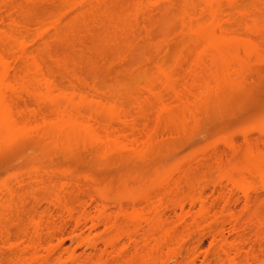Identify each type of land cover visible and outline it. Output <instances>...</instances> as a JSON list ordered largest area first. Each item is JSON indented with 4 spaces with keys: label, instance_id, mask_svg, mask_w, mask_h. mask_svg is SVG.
Here are the masks:
<instances>
[{
    "label": "bare ground",
    "instance_id": "1",
    "mask_svg": "<svg viewBox=\"0 0 264 264\" xmlns=\"http://www.w3.org/2000/svg\"><path fill=\"white\" fill-rule=\"evenodd\" d=\"M91 39L125 45L115 60L97 48L119 78L139 63L148 79L108 74L121 85L106 91L95 70L104 61L83 57ZM145 44L158 58L139 54ZM261 69L264 0H0V145L47 151L0 184V264H264V114L136 193L98 190L51 164L83 154L145 164Z\"/></svg>",
    "mask_w": 264,
    "mask_h": 264
},
{
    "label": "rangeland",
    "instance_id": "2",
    "mask_svg": "<svg viewBox=\"0 0 264 264\" xmlns=\"http://www.w3.org/2000/svg\"><path fill=\"white\" fill-rule=\"evenodd\" d=\"M49 12L50 13L52 12L51 9L48 10V12H46L47 13V17L51 16V14ZM54 12H52V13H54ZM56 12H58V11H56ZM162 38L163 37H161V40H162ZM175 41H176V38H175ZM175 41L170 42V45H172V46L171 47H168V48H171V51L176 47L175 46L172 49V47L175 44ZM96 42H97V40H96ZM96 42H95V44H96ZM106 42H104V40H103L102 41V43H104V45H103L101 43V40H100V43L102 44V46H101L102 48L101 47L98 48V47H95L96 45L92 44V39H91V42H89V43L87 42V44H90V46H93L95 48L92 47L93 48L92 49L88 45L86 47H84V49L86 48L87 51L86 50H83V52H87V53H84L85 55L83 57L86 58V56H87L86 54H88L90 56L89 59H92L93 58L92 60L93 61H96V63L98 61L103 62L104 61L103 60L104 58L101 57V54L103 55V53L100 50H103V49L108 50V49H110L112 47V45H111L110 48H107V45L109 46V44H111V43L110 42L109 43L107 42V44L105 46V43ZM113 44L115 46V45H118L119 43H117V44L116 43H113ZM121 44L122 45L119 44L117 46L118 48L115 46V48H116L115 50H113V47H112V50L114 51L113 53H112L111 49L108 50L109 53L111 51V54H109V55H110V57H112L113 60H115V58L117 57V56L114 57L117 54V53L114 54L115 51L117 52L118 49H119V47L125 46V45H123L122 42H121ZM124 44H126V43H124ZM146 45L147 44H145V46ZM150 45L151 44H148L146 47L144 46L143 51L140 50L139 51L140 52L139 54H141V52L146 51L145 48H147V50H148V52L150 54H152L153 56L155 54V56L157 57V53H156L157 52V48H153L154 45L152 47ZM148 46L151 47V48H149ZM87 47H89V48L87 49ZM97 48L100 49V50H97ZM124 48L126 49V47H124ZM94 49H96L98 51V54L99 53L100 54L98 55L97 52H95ZM121 50L119 49L120 52H122ZM77 51H79V50H77ZM77 51L76 52L74 51L73 53H77ZM119 51H118V53H119ZM164 51H165L164 54L167 57H168L167 54H169V57L167 58L168 60H169V58H172V59L175 58V52H173L174 54H171L172 52L166 53V51H168V50H164ZM103 52L106 53L107 51L105 52V50H104ZM123 53H124V51H123ZM77 54H80V51ZM150 54H148V57L147 58H150V56L152 57V55H150ZM162 54L160 56L161 60H163V58H162L163 56L166 57L164 54L163 55ZM82 55H81V57H82ZM106 55H108V54H106ZM106 55H103V56H106ZM112 55H114V56H112ZM144 55L147 56V53H144ZM77 56L80 57V55H77ZM136 56H139V55H136ZM142 56H143V54H142ZM142 56H141V60H142V58L143 59L145 58L144 56L143 57ZM155 56H154V58H156ZM95 57H96L97 60L95 59ZM185 57H188V54H185ZM85 58H83V59H85ZM135 58H137V57H135ZM101 59H102V61H101ZM116 59H118V58H116ZM167 59L166 60H163V61L164 62L165 61H168ZM172 59H170V61ZM87 60H88V57H87ZM178 60H181V59L178 58ZM143 61L146 62V60H143ZM84 62L85 63L87 62L86 59L84 60ZM145 62H143V63H145ZM92 63H88V64H92ZM172 63H173V60L171 61L170 64H172ZM174 63L177 64V61H175ZM179 63H180V61H179ZM98 64L99 65H97V66H102L103 64H105V61L103 62L102 65L99 62H98ZM138 64H136L134 66L135 68H133L132 70H130L128 72H127V70H124L126 72L123 73L120 78L118 77V75H116L115 70L111 69V67L110 68L109 67L106 68V64L103 65L104 67H97L96 66L95 70L96 69L98 71L101 70V72L99 71L100 74L103 73V77L105 75L104 79H103V77L100 76L103 80H105L103 82H102V80H101L100 77H98V78H99V80H101L100 83H105V84H102V85L104 86V88H105L106 91H108V89L109 90H116L117 86H119L121 84H125L126 85V83H127V85L128 84L130 85V83L133 80H135V81H133L135 83L131 84V86H135L137 82H142L143 83L144 80H147L148 79L147 77H149V75H148V72L149 71L146 73L147 69L144 68V66H143V68H141ZM93 65H94V63H93ZM168 65H169V63H168ZM172 65H170V66H172ZM178 65L177 66L175 65V66L178 67ZM114 66L116 68H118L116 65H114ZM115 67H114V69H115ZM173 68H171V69H173ZM91 69H93V68H91ZM108 69L109 70L111 69L113 72L112 71H108ZM119 69H120V72H122L121 71L122 69L121 68H119ZM93 70H92V72H93V75L95 76L96 72H98V71H96L94 73ZM179 70H180V68H179ZM87 71L88 70H86L85 73H87ZM90 71L91 70L89 69V72ZM117 71H119V70H117ZM261 71H262V69L259 72H261ZM120 72H117V74H119ZM91 73H89V74H91ZM258 73H257V76H255V74H254V76L257 77L256 80H254L255 78H253L254 76H253V74L251 72V75H252V78L253 79L250 80V78H251V75H250L249 80L251 82L249 80L248 81L250 83H252V84H248V86L246 85L247 86L246 87L247 90L244 89V90H242V92L241 91H238V92H236L237 94L235 92L232 93V94H230V95L228 94V96H227L228 98L226 97V99L224 98V100L222 99L219 102H215V105H214V103H213V105L210 104L211 105V106H209L210 109L208 107H206L208 109L205 108L204 110H202L201 111L202 112L201 113L202 115L200 116L199 123H197L198 125L195 123L196 125L194 127V125H193L194 123H191L192 125H190L187 128V130H185L186 132L184 131L183 134H180L179 135L180 137H178V136L176 137L175 136V138L169 139L168 142L166 141L162 145H160V147H158V149L154 153V155L148 157V159L146 160L148 163L145 161V164H143V162H141V161H140L141 163H139V161H137V160H129L128 161L126 159H125L126 160L125 161L124 159H121L120 157H116V156L111 157V159L109 161H107L105 159H102V158H99V157H94V156L89 155V154H83V155H81L79 157L77 156V157H73V158L72 157H70V158L67 157L68 159L67 158L65 159L64 156H63V158L61 156L58 157V155H57V157L55 156V162L54 163H51V164H53L52 167L53 168H56V169L57 168H61V170H66V171L69 169L68 171H71L73 173H75V171H76L75 174H77V175H79V176H81L83 178L92 177L95 180V182L97 181V183H98V185H96L95 188L97 186H99V188H100V186L102 185L101 188L102 187H108V189L107 188H102L103 190L104 189L105 190L107 189V191H109V189H110L111 192H112V190L114 192L115 189H116V191H117V193H119V195L126 194L129 191L135 192L137 190V188L143 186L144 183H145V185L146 184H149V179L152 180V178L156 177L160 171H162L163 169H166V167L168 165H171L170 166V169L172 167L171 170H174L175 169L174 167H176L175 165H178V164L179 165H181V164H187V163H189L190 160L192 161V158H196V157L200 156L197 153H199V154L202 153V155H203V153L205 152L203 150H205V149H202V148H204V145L211 144V141H210L211 139H212V142H213V141H216V139L219 138V137L220 138H223L224 136H227V134H229L228 136L234 135V137H236L237 134L240 135V133L242 131L246 130L247 129L246 127L249 128L251 126V124H252V126L250 127V129L251 128H254L255 126H257V124L259 122L260 123H261V121L263 122V119H264L263 116L264 115H262V120H259V118L261 117L259 115L264 114V78H263L264 72L262 71L261 72L262 74L259 73L262 76L261 75L259 76ZM108 74H109V76H113V78H116V76H117V78H119L121 80V82H124V83H121V84H118L119 82L116 83V80L117 79H114L113 80V78L107 77ZM93 75H90L89 76L90 79H91V77ZM96 76H99V75L97 74ZM95 77H93V78H95ZM257 79H258V81H257ZM261 79H262V81H261ZM97 81L98 80H96V82ZM94 82H95V80H94ZM64 83L67 84L68 82L67 81H64ZM254 83H256L258 86H256V84H254ZM258 83H260V84H258ZM67 86L69 87L68 84H67ZM253 86H256V88L253 87ZM248 87H250V88L248 89ZM251 87H253V88H251ZM224 102H226V103H224ZM217 103L220 104L221 106H219ZM215 106H217V107H215ZM213 107H215V108H213ZM258 116H259V118L257 120H259V121L256 122V120H255V122H256V123L254 122L256 124L255 125L253 123V121ZM253 125H255V126H253ZM260 125H262V124H260ZM263 125H264V123H263ZM239 131H240V133H239ZM229 132H231V133L232 132H236V133L235 134L234 133L231 134ZM225 133H227V134H225ZM184 134H185V136H184ZM254 134H255V132H254ZM255 135H257V134H255ZM184 137H185V139H184ZM191 138H192V140H191ZM238 138H240V139H238ZM241 138L242 137L237 136L238 142L239 141L242 142L243 139H241ZM192 141H193V143H191ZM203 142H205V144H203ZM208 142H209V144H207ZM219 143L220 144L217 143V145H221V142H219ZM191 144H194V145H191ZM215 144L216 143L214 142V144H212L213 146L211 145L212 148L214 147ZM240 144H242V143H240ZM199 145H201V147H199ZM0 146H1L0 147V184L1 183H4L5 181L6 182L9 181L10 179H12V177L16 176V174H19V173L20 174H24L29 169L30 165L33 164L32 162H36L37 160L38 161H41L43 159L44 154H46V152H47L45 150V148L44 147H41V146L40 147H37L35 149V152L34 151H32V152L25 151V149L23 150L21 148L15 147L16 145L15 146L12 145L11 146L12 148L11 147L3 148L2 145H0ZM196 146H198V147H196ZM208 148L210 149L211 147L208 146ZM206 151H208V150L206 149ZM34 156H36V158L38 157L40 159L37 158L36 160L34 159V161H33L32 160L33 159L32 157H34ZM28 162H29L30 165L28 164ZM59 164H61V165H59ZM59 166H61V167H59ZM168 168H169V166L167 167V169ZM193 172L195 173L196 171H193ZM197 172H199V171H197ZM194 173H193V175H194ZM214 174H216V173H214ZM195 175H194L195 179L198 180V179L201 178L200 177L201 176L200 174H198L200 176L197 175L200 178H197ZM212 175H213V172H211V174H210V177L211 178H212ZM210 177H208V178L210 179ZM216 177L217 176H214L213 178H216ZM203 178H205V177H203ZM144 180H145V182H141V184H143V185H140V181H144ZM204 181H205V179H204ZM96 189H98V187ZM102 189H100V190H102ZM116 191H115V193H116ZM72 199L73 198L71 197V199H69V200L72 201ZM72 243L73 242H71L70 240H68L66 242L67 248L69 247L70 249H73L74 247H76L75 246L76 244L75 243L72 244ZM210 244L211 243H210L209 240H205L204 246H203V249H202L203 252L201 251L202 252V255L205 254L207 252V250H209L211 248L210 247ZM198 264H202L201 263V260L198 262Z\"/></svg>",
    "mask_w": 264,
    "mask_h": 264
}]
</instances>
